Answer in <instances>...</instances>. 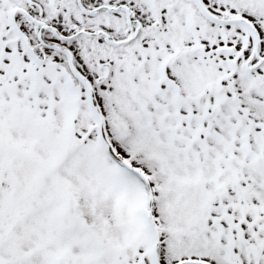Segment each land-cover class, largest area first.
I'll list each match as a JSON object with an SVG mask.
<instances>
[{"label": "snow or ice", "instance_id": "obj_1", "mask_svg": "<svg viewBox=\"0 0 264 264\" xmlns=\"http://www.w3.org/2000/svg\"><path fill=\"white\" fill-rule=\"evenodd\" d=\"M0 264H264V0H0Z\"/></svg>", "mask_w": 264, "mask_h": 264}]
</instances>
